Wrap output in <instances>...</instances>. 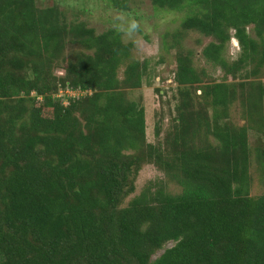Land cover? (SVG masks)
Here are the masks:
<instances>
[{
	"label": "trees",
	"instance_id": "16d2710c",
	"mask_svg": "<svg viewBox=\"0 0 264 264\" xmlns=\"http://www.w3.org/2000/svg\"><path fill=\"white\" fill-rule=\"evenodd\" d=\"M149 1L183 14L175 37L211 38L200 54L222 74L208 80L193 51L168 46L175 116L152 145L144 108L126 97L146 63L118 34L0 0V264H264V193H251L254 177L264 186V0ZM65 89L81 94L64 100ZM145 164L163 179L125 204Z\"/></svg>",
	"mask_w": 264,
	"mask_h": 264
},
{
	"label": "rangeland",
	"instance_id": "374dc122",
	"mask_svg": "<svg viewBox=\"0 0 264 264\" xmlns=\"http://www.w3.org/2000/svg\"><path fill=\"white\" fill-rule=\"evenodd\" d=\"M36 5L40 8H58L65 15L68 22L82 23L85 29L92 30L94 36L111 30L108 21L114 14L119 12L105 0H36ZM127 5L128 10L123 12L131 13L141 24L142 31L137 40L139 47H132L127 38L122 39L120 36V39L123 44L130 46V61L146 63L147 74L143 76L140 88L126 90V97L144 108L146 140L147 143L152 145L156 142L154 136L155 125L158 124L163 133L171 118L175 116L177 89L172 79L176 67L177 49H169L170 45L175 40H179L183 52L186 50L193 51L195 67L203 69L208 75V80L221 81L222 74L220 69L213 68L211 64L206 63L200 54L202 48L212 41L211 38L205 37L196 31H184L182 37H175V32H182V13L156 12L149 0H129ZM237 47L235 40H231L227 45L225 57L228 61L237 58L239 52ZM74 50L80 53L87 52L77 46L74 47ZM70 51V48H68L65 55L69 54ZM58 67L55 73L61 76L63 72L61 64ZM123 70L124 66H120L117 72L119 79L123 77ZM259 79L264 80V72ZM199 93L198 91L197 94ZM58 96L65 100L71 95H65L64 90H61ZM231 117L237 125L244 124L238 104L232 107ZM250 141H252L251 138ZM157 179H163V175L151 164H145L136 179V190L125 200V204L138 195L148 182ZM165 182L171 193L180 192L179 186L168 181ZM251 193L252 195L264 193V186L258 181L257 176L254 177Z\"/></svg>",
	"mask_w": 264,
	"mask_h": 264
},
{
	"label": "clouds",
	"instance_id": "9594fccd",
	"mask_svg": "<svg viewBox=\"0 0 264 264\" xmlns=\"http://www.w3.org/2000/svg\"><path fill=\"white\" fill-rule=\"evenodd\" d=\"M111 30L121 36L127 38L134 48H138L137 40L141 35V24L139 20L131 13L119 11L114 14L108 21Z\"/></svg>",
	"mask_w": 264,
	"mask_h": 264
},
{
	"label": "built area",
	"instance_id": "2783aa9c",
	"mask_svg": "<svg viewBox=\"0 0 264 264\" xmlns=\"http://www.w3.org/2000/svg\"><path fill=\"white\" fill-rule=\"evenodd\" d=\"M64 94H68V95H71V96H79L81 93L79 91H70L69 89H65L64 90Z\"/></svg>",
	"mask_w": 264,
	"mask_h": 264
}]
</instances>
